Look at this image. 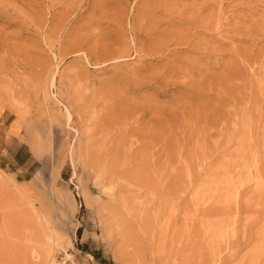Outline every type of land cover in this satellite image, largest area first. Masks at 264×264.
<instances>
[{"label":"rangeland","instance_id":"rangeland-1","mask_svg":"<svg viewBox=\"0 0 264 264\" xmlns=\"http://www.w3.org/2000/svg\"><path fill=\"white\" fill-rule=\"evenodd\" d=\"M61 256L264 264V0H0V264Z\"/></svg>","mask_w":264,"mask_h":264},{"label":"bare ground","instance_id":"bare-ground-1","mask_svg":"<svg viewBox=\"0 0 264 264\" xmlns=\"http://www.w3.org/2000/svg\"><path fill=\"white\" fill-rule=\"evenodd\" d=\"M89 160H90V163L92 164V167L94 169H96L97 173L100 176H104L105 177V176H108L110 173H117V171L115 169H113L112 162H109V164L107 166L105 159H103V156L101 154L99 156V154L97 152H93L89 156Z\"/></svg>","mask_w":264,"mask_h":264},{"label":"built area","instance_id":"built-area-1","mask_svg":"<svg viewBox=\"0 0 264 264\" xmlns=\"http://www.w3.org/2000/svg\"><path fill=\"white\" fill-rule=\"evenodd\" d=\"M56 264H73L70 259H67L66 257L61 256L59 260L56 262Z\"/></svg>","mask_w":264,"mask_h":264},{"label":"trees","instance_id":"trees-1","mask_svg":"<svg viewBox=\"0 0 264 264\" xmlns=\"http://www.w3.org/2000/svg\"><path fill=\"white\" fill-rule=\"evenodd\" d=\"M80 233H81V231H80V229H78V230L76 231V234H77V235H80ZM82 249H86V246H82Z\"/></svg>","mask_w":264,"mask_h":264}]
</instances>
